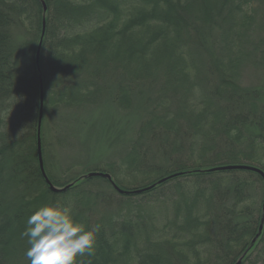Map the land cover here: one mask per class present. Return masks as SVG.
I'll use <instances>...</instances> for the list:
<instances>
[{"label": "trees", "instance_id": "1", "mask_svg": "<svg viewBox=\"0 0 264 264\" xmlns=\"http://www.w3.org/2000/svg\"><path fill=\"white\" fill-rule=\"evenodd\" d=\"M252 70L264 74V0H0V264H28L21 233L53 199L74 201L83 222L100 226L85 264H236L246 252L242 264H264V229L249 249L262 176L211 171L264 172V84H245ZM41 76L57 83H44L43 113L100 102L101 83L114 85L120 108L145 99L131 149L94 172L150 190L122 195L101 177L60 184L45 170L53 185L73 184L50 190L38 151ZM120 172L142 183L122 187Z\"/></svg>", "mask_w": 264, "mask_h": 264}, {"label": "rangeland", "instance_id": "2", "mask_svg": "<svg viewBox=\"0 0 264 264\" xmlns=\"http://www.w3.org/2000/svg\"><path fill=\"white\" fill-rule=\"evenodd\" d=\"M13 34L17 43H23L28 33L25 27L16 25ZM260 72L249 71L245 84L263 85L264 74ZM44 83L49 91L57 87L53 78L46 79L43 85ZM103 85L107 89H104V95L98 103L79 108L51 109L43 113L44 167L50 177L60 184L82 178L107 164H119L131 149L142 121L148 117L149 109L144 98H139L133 109H123L112 101L114 85L101 83ZM146 92V96L152 95L151 91ZM177 156L178 153L168 155L174 160L179 159ZM156 160L162 164L167 158L161 161L155 159L157 163ZM119 174L118 180L122 187H135L142 183L141 179L129 180L125 174ZM110 212L111 216L116 215V212L120 216L128 214L126 210L119 211L115 208ZM169 216L173 220V216ZM162 217L159 215L158 220H166Z\"/></svg>", "mask_w": 264, "mask_h": 264}, {"label": "clouds", "instance_id": "3", "mask_svg": "<svg viewBox=\"0 0 264 264\" xmlns=\"http://www.w3.org/2000/svg\"><path fill=\"white\" fill-rule=\"evenodd\" d=\"M99 230L79 218L74 201L50 200L27 218L21 233L28 245L25 257L28 264H85Z\"/></svg>", "mask_w": 264, "mask_h": 264}, {"label": "water", "instance_id": "4", "mask_svg": "<svg viewBox=\"0 0 264 264\" xmlns=\"http://www.w3.org/2000/svg\"><path fill=\"white\" fill-rule=\"evenodd\" d=\"M43 7H44V14L47 11V7L45 5V3L43 2ZM46 32V19L44 18V26H43V33H42V38H41V42H40V47L38 50V54H37V64L39 65V58H40V49L42 46V42L44 39V35ZM43 105H44V85H43V79L41 76V113H40V128H41V122H42V118H43ZM40 128H39V142H38V151H39V161H40V167H41V171L42 174L44 176V179L46 181V183L48 184L50 190L53 193H64L66 192L73 184H70L64 188H57L55 185L52 184V182L49 180V178L47 177V174L45 172V167H44V161H43V154H42V144H41V132H40ZM233 170H247V171H253V172H257L259 173L264 181V172L261 171L258 168L252 167V166H247V165H228V166H221V167H217L212 169V172H216V171H233ZM96 177H101V178H105L107 179L113 186V188L120 194L122 195H131V194H140L143 193L147 190H150L152 188L151 187H147L144 189H139V190H134V191H130V190H123L121 188H119L116 183L114 182L112 176L110 174L107 173H101V172H91L87 175L84 176V179H90V178H96ZM175 177V176H173ZM169 179V178H168ZM168 179H164L162 181H160L159 183H164L166 182ZM264 229V203H263V209H262V218H261V224H260V228L258 231L257 236L255 237V239L252 241L251 246L249 247V249H251L256 242L258 241V239L260 238L262 232ZM247 253V252H246ZM246 253L238 260V262L236 264H242L243 259L246 255Z\"/></svg>", "mask_w": 264, "mask_h": 264}]
</instances>
